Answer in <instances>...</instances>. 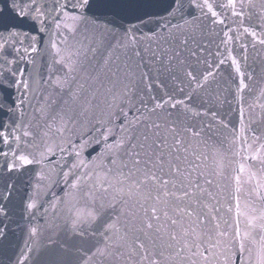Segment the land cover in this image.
<instances>
[{
  "label": "snow or ice",
  "instance_id": "6c2138e0",
  "mask_svg": "<svg viewBox=\"0 0 264 264\" xmlns=\"http://www.w3.org/2000/svg\"><path fill=\"white\" fill-rule=\"evenodd\" d=\"M0 264H264V0H0Z\"/></svg>",
  "mask_w": 264,
  "mask_h": 264
},
{
  "label": "water",
  "instance_id": "95a60500",
  "mask_svg": "<svg viewBox=\"0 0 264 264\" xmlns=\"http://www.w3.org/2000/svg\"><path fill=\"white\" fill-rule=\"evenodd\" d=\"M43 223V221H40ZM12 229L14 231V235L12 237V244L14 252H18L24 246V242L26 239V232L23 230L22 227H18L16 224H13Z\"/></svg>",
  "mask_w": 264,
  "mask_h": 264
}]
</instances>
